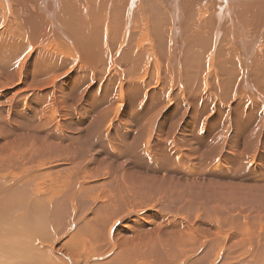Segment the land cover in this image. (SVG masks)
<instances>
[{
	"label": "rangeland",
	"instance_id": "obj_1",
	"mask_svg": "<svg viewBox=\"0 0 264 264\" xmlns=\"http://www.w3.org/2000/svg\"><path fill=\"white\" fill-rule=\"evenodd\" d=\"M134 2L0 0V209L48 222L6 244L264 264V0Z\"/></svg>",
	"mask_w": 264,
	"mask_h": 264
},
{
	"label": "bare ground",
	"instance_id": "obj_2",
	"mask_svg": "<svg viewBox=\"0 0 264 264\" xmlns=\"http://www.w3.org/2000/svg\"><path fill=\"white\" fill-rule=\"evenodd\" d=\"M137 0H135L134 3H137L136 2ZM227 3L229 0H226ZM246 2V1H245ZM128 3H132V0H128ZM127 3V7L129 8V4ZM256 3V2H255ZM125 4L126 6V2L123 3ZM51 5V4H50ZM122 5V4H121ZM120 5V6H121ZM133 5V4H130V6ZM204 6V5H202ZM136 7V6H135ZM123 8H126V7H123ZM122 8V10H124ZM119 9V8H118ZM231 9V8H230ZM24 11V10H23ZM124 12H126V10H124ZM120 13H121V10H120ZM132 14V13H131ZM127 16L128 19L131 18V15L130 13L128 12L127 10ZM220 18V17H219ZM224 18V17H223ZM215 19V18H214ZM140 137V136H139ZM32 170V169H31ZM32 172V171H31ZM26 177V176H25ZM27 181V180H26ZM2 184H0V190H2ZM36 193V192H34ZM39 193V192H38ZM19 195V194H17ZM28 195V194H27ZM34 195V194H33ZM30 195V198L27 200L26 204H27V213L25 212V216H21L20 215V212H16V213H12L11 210L13 207L12 206H16V204H14V202H12V199H14V195L10 198H8L7 200L4 201V205L6 204V202H12V203H9L11 204V207L5 205V207L2 206V208L0 209V212H6L8 210H10V215L13 216V218H10L8 217L11 222L8 224V227L5 228L3 226H0V264H32L30 260H32V258L34 257V254H32L35 250H32L30 249L29 246L28 247V243L29 244H32L34 246L33 243H30V242H27L26 241V251L23 250V248H25V242L24 241H15L13 242L10 246H8L6 244V240L8 238V234H11L12 236H14L15 238H18L19 237V234L17 233L18 231H22V230H25L26 229V233H29V234H32L34 231H38L41 233L42 231V225H43V222L48 224V222L45 220L44 218V213L42 211H45V206H44V199L42 198H37L36 199V196H32ZM72 197V196H71ZM72 201L74 200V197H72L71 199ZM15 201V199L13 200ZM7 203V204H8ZM16 203V201H15ZM24 212V211H23ZM22 212V213H23ZM27 214V215H26ZM73 218V217H72ZM104 220V219H103ZM103 220H101L102 222H104ZM95 221H98V220H95ZM71 222H73L71 220ZM93 222V221H91ZM100 223V222H99ZM95 224V223H94ZM102 223H100V226L98 225V227L96 228L95 226V229L93 227V234L95 235V240L94 241H98L100 239V236L103 234L102 232V226H101ZM117 223L114 222L112 224V226L110 227L112 229V227H114ZM75 223H73L72 227H75L74 226ZM89 225V224H88ZM93 225V223L90 224V226ZM71 227V226H69ZM71 227V228H72ZM87 227V225L85 226V228ZM70 228V229H71ZM84 228V229H85ZM87 229V228H86ZM111 229H109L111 231ZM73 230V228H72ZM90 230V229H89ZM97 230V231H95ZM83 231V230H82ZM87 232V231H86ZM74 233V232H73ZM68 234V237L70 238L71 236V230H68L66 233L63 234V236L61 237L60 241L65 238ZM29 236V235H28ZM27 237V236H26ZM83 236H77V235H73V237L68 240L66 243H65V246H67V251H66V254H68L71 258L73 256L72 259H77L79 257L74 258L75 256V252H78V248H79V245H83L84 243H87V240L83 239L82 238ZM93 237V239H94ZM57 242V241H56ZM55 242V243H56ZM58 244V243H57ZM88 245H90V243H88ZM93 250V253H87L86 257L83 258V263L85 264H88L92 259H95V258H98L95 256V252H94V249L95 248H92ZM22 250L24 251L23 254L21 253ZM127 252V251H126ZM21 253V254H20ZM82 254V252H80ZM32 254V255H31ZM16 257V258H15ZM83 257V256H82ZM121 259H122V255L120 256ZM130 258V256H128ZM170 257V256H169ZM176 257V256H175ZM174 257V258H175ZM15 258V261H13V259ZM17 258H20L19 260ZM81 258V257H79ZM78 258V259H79ZM129 258H123V263L125 264H139V260L138 262H130V259ZM72 259H70L68 256H66V261L67 263L61 261L53 252H51L50 250H45L44 251V259L42 260H39L37 261L35 264H74V262L72 261ZM26 261V262H25Z\"/></svg>",
	"mask_w": 264,
	"mask_h": 264
}]
</instances>
